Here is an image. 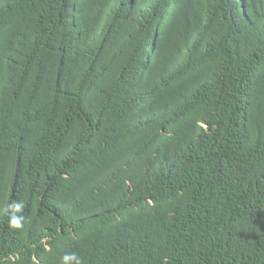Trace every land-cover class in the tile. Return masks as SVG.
<instances>
[{"label":"trees","instance_id":"16d2710c","mask_svg":"<svg viewBox=\"0 0 264 264\" xmlns=\"http://www.w3.org/2000/svg\"><path fill=\"white\" fill-rule=\"evenodd\" d=\"M71 254L264 264V0H0V264Z\"/></svg>","mask_w":264,"mask_h":264},{"label":"clouds","instance_id":"9594fccd","mask_svg":"<svg viewBox=\"0 0 264 264\" xmlns=\"http://www.w3.org/2000/svg\"><path fill=\"white\" fill-rule=\"evenodd\" d=\"M10 207L12 208L14 213H19L23 208V204L22 203H14ZM22 220H23L22 216L14 214L9 219V226L13 227V228H20ZM62 259L64 261L75 260L76 264H81L79 258L75 254L65 255Z\"/></svg>","mask_w":264,"mask_h":264}]
</instances>
